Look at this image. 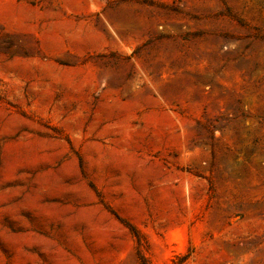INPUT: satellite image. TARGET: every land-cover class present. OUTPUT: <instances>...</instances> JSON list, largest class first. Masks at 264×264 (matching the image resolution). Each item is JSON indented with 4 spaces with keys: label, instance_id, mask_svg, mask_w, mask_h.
I'll use <instances>...</instances> for the list:
<instances>
[{
    "label": "rangeland",
    "instance_id": "374dc122",
    "mask_svg": "<svg viewBox=\"0 0 264 264\" xmlns=\"http://www.w3.org/2000/svg\"><path fill=\"white\" fill-rule=\"evenodd\" d=\"M0 264H264V0H0Z\"/></svg>",
    "mask_w": 264,
    "mask_h": 264
}]
</instances>
